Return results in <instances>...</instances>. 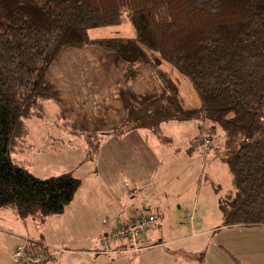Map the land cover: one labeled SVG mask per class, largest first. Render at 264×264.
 <instances>
[{
	"label": "trees",
	"instance_id": "trees-1",
	"mask_svg": "<svg viewBox=\"0 0 264 264\" xmlns=\"http://www.w3.org/2000/svg\"><path fill=\"white\" fill-rule=\"evenodd\" d=\"M125 23L133 37H90ZM86 46L115 53L126 81L151 70L158 94L128 108L132 128L198 120L213 145L226 136L221 158L233 191L218 199L222 226H264V0H0V210L60 214L78 191L71 172L37 177L14 156L26 121L53 97L50 66L63 50ZM153 55L189 81L197 106Z\"/></svg>",
	"mask_w": 264,
	"mask_h": 264
},
{
	"label": "crops",
	"instance_id": "crops-1",
	"mask_svg": "<svg viewBox=\"0 0 264 264\" xmlns=\"http://www.w3.org/2000/svg\"><path fill=\"white\" fill-rule=\"evenodd\" d=\"M93 30L89 32L91 38L121 36H92ZM123 67L115 53L95 46L63 50L50 66L46 79L53 97L43 101L42 117L26 121L28 133L22 142H34L30 131L43 121L70 127L74 132L58 131L62 142L68 137L85 141L90 137L89 141L96 143L99 168L90 169V177L72 173L81 179V185L60 214L20 218L13 209L0 210V264L10 262L15 244L32 242L61 250L57 262L49 264H241L217 241L209 243L215 261L204 259L206 255L196 253L192 246L174 245L213 232L234 241L233 231H243L244 227L222 226L223 216L216 214L211 220L220 218L221 223L200 229L206 221L198 202L202 175L206 166L216 162H208L211 157H202L194 146L201 122L184 121L176 128L179 122L169 121L158 130L132 128L126 122L128 108L140 107L158 91L149 67L142 66L133 81L124 80ZM164 70L177 80L173 72ZM23 150L17 149L14 156L22 166L19 153ZM188 192L194 195L184 200ZM190 200L194 202H187ZM138 211L157 217L156 225L138 242L140 249L116 243L111 252L98 253L103 220L124 221ZM193 212L196 217L187 222L185 215ZM177 232L184 235L180 237ZM85 242L90 249L80 252Z\"/></svg>",
	"mask_w": 264,
	"mask_h": 264
},
{
	"label": "rangeland",
	"instance_id": "rangeland-1",
	"mask_svg": "<svg viewBox=\"0 0 264 264\" xmlns=\"http://www.w3.org/2000/svg\"><path fill=\"white\" fill-rule=\"evenodd\" d=\"M101 34L106 36L121 35L129 37L134 35V31L131 24L126 23L119 26L97 28L92 32V36H99ZM153 58L160 67L173 72V75L177 78L176 81L179 84L180 93L189 102L197 105L198 99L189 81L185 77L180 76L169 63L162 60L157 55H153ZM174 122H179L175 123L176 128H178L180 126L179 124L184 121ZM60 130L74 132L70 127L56 126L53 123L45 121H43L41 125L38 124L37 127L31 129L29 138L34 142L27 140L26 142H20L17 146L18 150L19 148L24 149L19 153L20 158L23 160L24 167L33 175L41 178L57 175L64 171L74 173L77 176L90 177V169L99 168V164L97 163V153L95 151L96 143L93 140L90 142V137L88 136L86 137V141L82 138L68 137V139H63L64 142H62L61 134L58 132ZM216 131L217 140L219 141L225 133L219 127ZM163 132L165 133L164 130ZM45 134L51 135V137L46 136ZM218 135L220 137H218ZM77 136L83 137L84 135L77 133ZM220 142H217L216 146L212 144V146L206 151H201L199 149L202 157L206 154H208V157H211L208 158V162L211 159H215L216 161L215 163H212L213 165L206 166L202 175L203 180L200 185L198 202L202 203H199V211L204 215L206 221L201 223V230L207 229L211 225H217L221 221L220 218L211 220L216 214H219V217H221L220 214L222 213L218 207V199L220 197H225L233 191L231 175L227 164L224 163L221 158V155L226 151L225 135ZM100 161L101 163L105 162V160ZM104 165L105 163L101 166L103 167ZM190 195L194 194L188 192L184 195V200L188 199ZM193 200L187 202H194ZM181 209L184 210V208ZM243 229V231L239 232L233 231L235 234L234 241L228 240L223 233L213 232L212 235L209 236L202 235V237L197 236L195 238L182 239L174 245L182 246V248H190L192 246L194 251H197L196 253L203 256L204 254L206 255L204 259L207 258L208 261L210 259L215 261L216 257L212 255L213 246L211 245L217 241L220 245L231 250L236 255V258L238 257L241 261V264H264V226L244 227ZM177 235L182 237L184 233L180 234L177 232ZM209 243H211V245H209ZM80 249V252L86 253L84 250L90 249L88 248V242H85ZM193 261L197 260L194 259ZM56 262L57 258L55 257L54 260L45 261L43 264ZM8 264L11 263L8 261ZM229 264L233 263L230 262Z\"/></svg>",
	"mask_w": 264,
	"mask_h": 264
},
{
	"label": "built area",
	"instance_id": "built-area-1",
	"mask_svg": "<svg viewBox=\"0 0 264 264\" xmlns=\"http://www.w3.org/2000/svg\"><path fill=\"white\" fill-rule=\"evenodd\" d=\"M205 129V128H204ZM211 130L199 129V135L194 145L201 151L208 150L213 139L210 137ZM196 212L185 215L187 222H192ZM157 223V217L146 211H138L130 214L124 221L110 220L105 218L102 222L103 232L100 234V248L98 253L111 252L110 248L116 243L124 244L133 250H139L140 239ZM59 249H52L39 242L30 244H15L11 249L10 261L12 264H43L45 261L54 260Z\"/></svg>",
	"mask_w": 264,
	"mask_h": 264
}]
</instances>
